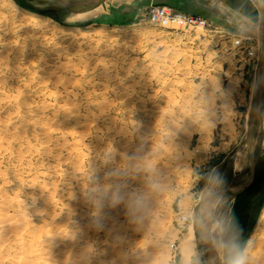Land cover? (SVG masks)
<instances>
[{"label":"rangeland","instance_id":"374dc122","mask_svg":"<svg viewBox=\"0 0 264 264\" xmlns=\"http://www.w3.org/2000/svg\"><path fill=\"white\" fill-rule=\"evenodd\" d=\"M72 1L0 0L1 224L10 216L25 244L60 240L68 264H229L236 190L256 175L237 248L261 237L264 0L239 24L198 0ZM154 6L207 24L163 27ZM18 236L0 264H17Z\"/></svg>","mask_w":264,"mask_h":264},{"label":"bare ground","instance_id":"6f19581e","mask_svg":"<svg viewBox=\"0 0 264 264\" xmlns=\"http://www.w3.org/2000/svg\"><path fill=\"white\" fill-rule=\"evenodd\" d=\"M105 4V2H104ZM102 5L98 6L95 10L101 8ZM89 12H92V11H89ZM38 20V19H36ZM36 22V21H35ZM41 27L43 28H46V29H53L55 30L58 25L56 23H54L51 19H46L42 24H41ZM70 63V62H69ZM77 64V63H76ZM67 67V66H65ZM79 71V70H78ZM104 93V92H103ZM10 100V99H9ZM8 102V101H6ZM103 104V103H102ZM110 107V105H109ZM13 116V115H12ZM113 120V119H112ZM24 122V121H23ZM7 124V123H6ZM14 124V123H13ZM89 124V123H87ZM22 126V125H21ZM84 127V126H83ZM2 135V134H1ZM1 139V138H0ZM2 142H0L1 144ZM13 147V146H12ZM5 149V148H4ZM7 150V149H6ZM124 150V149H123ZM149 163V162H148ZM151 163V162H150ZM153 163V161H152ZM155 174V173H154ZM81 184V183H80ZM71 186V185H70ZM79 186V185H78ZM166 186V185H165ZM43 188V187H42ZM150 188V187H149ZM51 189V188H50ZM82 189V188H81ZM159 192V191H158ZM71 193V192H70ZM76 193V192H75ZM82 197V196H81ZM156 197V196H155ZM2 198V197H1ZM99 198V197H98ZM90 199V198H89ZM154 199V198H152ZM82 200V199H81ZM86 200V199H85ZM72 201V200H71ZM111 201V200H110ZM153 203V202H151ZM85 204V203H84ZM104 204V203H103ZM68 205V204H67ZM111 205V204H110ZM17 206V204H16ZM70 206V205H69ZM156 206V205H155ZM73 207V205L71 206ZM66 208V207H65ZM74 208V207H73ZM76 208V207H75ZM89 208V207H88ZM114 208V207H113ZM157 208V207H156ZM111 209V208H110ZM116 209V208H115ZM167 209V208H166ZM143 210V209H142ZM154 210V209H153ZM55 211V210H54ZM166 211V210H165ZM50 212V211H49ZM61 212V211H60ZM67 212V211H66ZM151 212V211H150ZM1 213H4V212H1ZM9 213V212H8ZM58 214V213H57ZM72 214V213H71ZM146 214V213H145ZM167 214V213H166ZM49 215V214H48ZM56 215V214H55ZM70 215V214H68ZM4 216V215H3ZM7 216V215H6ZM67 216V215H66ZM78 216V215H77ZM85 216V215H84ZM88 216V215H87ZM1 218V217H0ZM67 218H69L67 216ZM66 218V219H67ZM126 218V217H125ZM15 219V218H14ZM19 219V218H18ZM22 218H20L21 220ZM70 219V218H69ZM119 219V218H118ZM16 220V219H15ZM52 220V219H51ZM127 220V219H126ZM69 221V220H68ZM71 221V220H70ZM81 221V220H80ZM145 221V220H144ZM22 222V221H21ZM55 222V221H54ZM59 222V221H58ZM150 222V221H149ZM53 223V222H52ZM144 223V222H143ZM1 224V222H0ZM18 223L13 222L11 221L10 219V216L9 218H6L5 220L2 221V224H1V227H0V241H1V246H0V250H2V246L3 245H10V240H11V237L13 235H19L18 232L20 230H17V225ZM20 224V223H19ZM23 224V223H22ZM61 224V222H60ZM63 224V223H62ZM60 225L62 226L63 228H65L63 225ZM71 224V222H70ZM79 226L80 223H77ZM47 225V223H46ZM73 225V224H72ZM108 225V224H107ZM123 225V224H122ZM121 225V226H122ZM131 225V224H130ZM138 225V224H137ZM148 225V224H147ZM23 226V225H22ZM21 226V227H22ZM44 226V225H43ZM155 226V225H154ZM48 227V226H47ZM46 227V228H47ZM51 227V226H50ZM72 227V226H71ZM76 227V226H75ZM123 227V226H122ZM156 227V226H155ZM45 228V227H44ZM70 228V227H69ZM68 228V229H69ZM51 229V228H50ZM83 229V228H82ZM142 229V228H141ZM140 229V230H141ZM43 230V229H41ZM73 230V229H72ZM120 230V229H119ZM261 230V237L257 239V235L256 236H253V238L251 239L250 241V244L249 246L247 247L245 253H244V256H245V259H246V264H264V210L259 218V221H258V225H257V230L256 231H259ZM22 231V230H21ZM53 231V229H52ZM76 231V230H75ZM81 231V230H80ZM38 232V231H37ZM36 232V233H37ZM57 232V231H56ZM59 232H61L59 230ZM143 232V231H142ZM21 233V232H20ZM25 233V232H24ZM29 233V232H28ZM88 233V232H87ZM255 233V232H254ZM47 234V233H46ZM92 234V233H91ZM29 235V234H28ZM61 235V234H60ZM111 235V234H110ZM130 235V234H129ZM52 236V235H51ZM157 236V235H156ZM212 236V235H211ZM19 237V238H18ZM17 237L18 239V245L21 244L22 245V252L19 254V255H16V252L17 250L15 251V255H16V260L14 259L13 261H16L17 264H29L30 260L28 259V257L31 258V256H39L40 259H43L44 262L46 264H68L67 262L69 261L68 259L71 258L72 256V250H69L67 251L64 250L65 246L62 245V243H60V240L54 242V244H46V242L48 241L47 240H42L40 235H35L33 237L31 241V243L29 244H25L23 242V239L20 235ZM50 237V236H48ZM58 237V236H57ZM64 237V236H63ZM81 237V235H80ZM85 237V236H83ZM128 237V236H127ZM255 237V238H254ZM45 238V237H43ZM53 238V237H52ZM86 238V237H85ZM113 238V236H112ZM130 238V237H129ZM204 238V237H203ZM57 239V238H56ZM78 239V238H77ZM76 239V240H77ZM121 239V238H120ZM138 239V237H137ZM51 240V239H50ZM84 240V239H83ZM113 240V239H112ZM126 240V239H125ZM13 241V239L11 240ZM17 241V240H16ZM54 241V240H53ZM122 241V240H121ZM127 241V240H126ZM155 241V240H154ZM21 242V243H20ZM52 242V241H51ZM78 242V241H77ZM84 242V241H83ZM104 242V241H103ZM107 242V241H106ZM27 243V242H26ZM48 243V242H47ZM87 243V242H86ZM136 243V242H135ZM139 243V242H138ZM137 243V244H138ZM151 243V242H150ZM14 244V243H12ZM74 244V242H73ZM141 244V243H140ZM24 245L28 246L27 248L28 249H25ZM75 245V244H74ZM110 245V244H109ZM153 245V244H152ZM222 245V244H221ZM118 246V245H117ZM142 246V245H141ZM147 246V245H146ZM4 247V246H3ZM87 247V245H86ZM115 247V246H114ZM138 247V246H137ZM153 247V246H152ZM195 247H196V234H195V231H194V228L191 227L189 232L187 234H185V236L181 239V243H180V252L182 254V257L186 260V261H189L191 256L195 254ZM20 248V247H19ZM68 248V247H67ZM92 248V247H91ZM111 249V248H110ZM143 249V248H142ZM9 250V248H8ZM76 250V249H75ZM121 250V249H120ZM131 250V249H130ZM162 250V249H161ZM19 251V250H18ZM85 251V250H83ZM168 251V250H167ZM216 251V250H215ZM27 252V253H26ZM79 252V251H78ZM112 252V251H110ZM117 252V251H115ZM218 252L220 253L221 252V249L218 250ZM14 253V251H13ZM76 253V252H75ZM83 254V253H82ZM89 254V253H88ZM117 254V253H116ZM118 255V254H117ZM211 255V254H210ZM216 255V254H215ZM71 256V257H70ZM90 256V255H89ZM135 256V255H134ZM7 257V256H6ZM84 257V256H83ZM86 257V256H85ZM118 257V256H117ZM127 257V256H126ZM145 257V256H144ZM152 257V255H151ZM142 258V257H141ZM216 258V257H215ZM12 259V258H11ZM82 259V258H80ZM87 259V258H86ZM109 259V258H108ZM139 259V258H138ZM151 259V258H149ZM218 259V258H217ZM2 260V259H1ZM90 260V259H89ZM112 260V259H111ZM145 258L141 259V261L144 262ZM77 261V260H76ZM88 261V260H86ZM86 261H83V262H86ZM140 261V259H139ZM217 261V260H216ZM4 262V261H3ZM43 262V261H42ZM78 263L80 262L79 260L77 261ZM81 263V264H85V263ZM100 262V261H99ZM107 262V261H106ZM114 262V260H113ZM123 262V261H121ZM120 262V263H121ZM125 262V261H124ZM31 263V262H30ZM44 263V264H45ZM70 263V262H69ZM88 263V262H87ZM102 263V262H101ZM129 263V262H128ZM218 263V262H217ZM33 264V263H32ZM71 264V263H70ZM97 264V263H96ZM103 264V263H102ZM114 264V263H113ZM123 264V263H122ZM143 264V263H142Z\"/></svg>","mask_w":264,"mask_h":264},{"label":"trees","instance_id":"16d2710c","mask_svg":"<svg viewBox=\"0 0 264 264\" xmlns=\"http://www.w3.org/2000/svg\"><path fill=\"white\" fill-rule=\"evenodd\" d=\"M260 171H264V157L261 161L257 164V173ZM258 178L259 176L256 175L254 181L242 192L238 193L237 200L234 206L233 212V221L229 231V237L226 242V252L225 257L229 262L232 256L235 254L234 249L237 248L238 241L240 235L244 231L243 222L242 220L243 212H245V207L250 198H252L255 194V190L258 186Z\"/></svg>","mask_w":264,"mask_h":264},{"label":"built area","instance_id":"2783aa9c","mask_svg":"<svg viewBox=\"0 0 264 264\" xmlns=\"http://www.w3.org/2000/svg\"><path fill=\"white\" fill-rule=\"evenodd\" d=\"M147 14L154 23L163 27L190 28L207 24V21L201 17L177 12L167 6L150 7ZM237 44H240V41H237ZM249 54L252 57L255 56L253 51H250ZM173 247H175V244L172 245Z\"/></svg>","mask_w":264,"mask_h":264},{"label":"crops","instance_id":"0c3cea01","mask_svg":"<svg viewBox=\"0 0 264 264\" xmlns=\"http://www.w3.org/2000/svg\"><path fill=\"white\" fill-rule=\"evenodd\" d=\"M203 1L205 9L219 8L222 10H228L231 15L227 14L230 18V22H239L244 19H256L255 15V3L251 0H198ZM255 17V18H254Z\"/></svg>","mask_w":264,"mask_h":264},{"label":"clouds","instance_id":"9594fccd","mask_svg":"<svg viewBox=\"0 0 264 264\" xmlns=\"http://www.w3.org/2000/svg\"><path fill=\"white\" fill-rule=\"evenodd\" d=\"M234 252L235 254L230 259L229 264H246L244 253L238 248H235Z\"/></svg>","mask_w":264,"mask_h":264},{"label":"water","instance_id":"95a60500","mask_svg":"<svg viewBox=\"0 0 264 264\" xmlns=\"http://www.w3.org/2000/svg\"><path fill=\"white\" fill-rule=\"evenodd\" d=\"M98 0H83V1H72V2H65V4L69 7H77L80 4H84V5H89L92 4L94 2H97ZM245 187V186H244ZM244 187L237 189V193H239Z\"/></svg>","mask_w":264,"mask_h":264}]
</instances>
